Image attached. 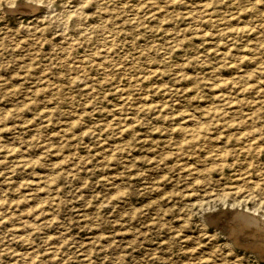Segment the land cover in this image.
Instances as JSON below:
<instances>
[{
	"label": "rangeland",
	"instance_id": "rangeland-1",
	"mask_svg": "<svg viewBox=\"0 0 264 264\" xmlns=\"http://www.w3.org/2000/svg\"><path fill=\"white\" fill-rule=\"evenodd\" d=\"M234 207L264 217V0H0V264H264Z\"/></svg>",
	"mask_w": 264,
	"mask_h": 264
},
{
	"label": "bare ground",
	"instance_id": "bare-ground-1",
	"mask_svg": "<svg viewBox=\"0 0 264 264\" xmlns=\"http://www.w3.org/2000/svg\"><path fill=\"white\" fill-rule=\"evenodd\" d=\"M155 2V1H154ZM147 4H148V2H146ZM153 3V2H152ZM26 4V3H25ZM24 4V5H25ZM151 4V3H150ZM154 4H156V3H154ZM153 4V5H154ZM22 6V5H21ZM33 6V5H32ZM145 6H146V4H145ZM11 7V6H10ZM24 7H26V5L25 6H23L22 8H24ZM151 7H153V6H151ZM33 8V7H32ZM154 8H155V6H154ZM12 9H16V7H13ZM142 9V8H141ZM149 9V8H148ZM157 9V8H156ZM159 9V8H158ZM140 11V10H139ZM154 11V10H153ZM189 11V10H188ZM151 12V11H150ZM150 12H149V14H150ZM204 12V11H203ZM187 13V12H186ZM157 14V13H156ZM157 15H160V14H157ZM188 15V14H187ZM153 16V15H152ZM189 16V15H188ZM152 18V17H151ZM153 18H155L154 16H153ZM191 18V17H190ZM189 18V19H190ZM171 34V33H170ZM162 91H164V90H162ZM170 91V90H169ZM172 91V90H171ZM165 93V92H164ZM168 94V93H167ZM166 94V95H167ZM218 94V93H217ZM225 94V93H224ZM224 94H222V95H224ZM172 96V95H171ZM225 96H226V94H225ZM228 96V95H227ZM219 97V96H218ZM170 99V98H169ZM220 99V98H219ZM229 101V100H228ZM230 102V101H229ZM224 103V102H223ZM225 103H227V101L225 102ZM231 103H232V101H231ZM210 104V103H209ZM222 104V103H221ZM234 104V103H233ZM218 105H220V104H218ZM227 105V104H226ZM224 106H225V104H224ZM228 107H230L229 105H228ZM227 107V108H228ZM223 108V107H222ZM226 108V106L224 107V109ZM219 109V108H218ZM218 109H216V111L215 112H217V110ZM229 109V108H228ZM212 110V109H211ZM223 110V109H222ZM220 111V110H219ZM224 111V110H223ZM226 111V110H225ZM210 112V111H209ZM212 113H214V112H212ZM221 113V112H220ZM211 114V113H210ZM223 114V113H222ZM221 114V115H222ZM225 114V113H224ZM224 114H223V117H224ZM227 114V113H226ZM213 115H215V114H213ZM212 118H213V116H211ZM216 116H214V118H215ZM219 117V116H218ZM221 117V116H220ZM217 119V118H216ZM220 120H221V118H219ZM216 121V120H215ZM217 121H218V119H217ZM225 121V120H224ZM225 123H227V122H225ZM214 126H215V124H214ZM233 126H235V125H233ZM207 127V126H206ZM216 127V126H215ZM215 127H213V128H215ZM231 127V126H230ZM205 128V127H204ZM218 128V127H217ZM217 128H215L216 130H217ZM225 128V127H224ZM235 128V127H234ZM201 129V128H200ZM203 129V128H202ZM215 129H212V130H215ZM231 129V128H230ZM206 130V129H205ZM208 130H210V129H208ZM211 130V131H212ZM225 130V129H224ZM228 130H229V128H228ZM202 134V133H201ZM203 134H205V133H203ZM199 135H200V133H199ZM196 135H194V137H195ZM204 136V135H203ZM196 138V137H195ZM201 138V137H200ZM199 138V139H200ZM191 140H192V138H191ZM194 140V139H193ZM193 140H192V142H193ZM197 140H198V138H197ZM196 140V141H197ZM188 141V140H187ZM200 141V140H199ZM204 141V140H203ZM188 143V142H187ZM203 143V142H202ZM198 144V143H197ZM188 145V144H187ZM190 145V144H189ZM153 146V145H152ZM193 147H194V145H192ZM193 149V148H192ZM185 150V149H184ZM187 151V150H186ZM180 153V152H179ZM183 153V152H182ZM187 154V153H186ZM183 155H184V153H183ZM183 157V156H182ZM180 158H181V156H180ZM162 161V160H161ZM158 165V164H157ZM238 208L237 207H234V208H229L228 210H227V212L228 213H236V214H234L235 216H234V218H233V220H231V222H229V224H227V223H225V222H223L221 225H222V229H220V230H223V229H225L226 231H227V233H228V235L230 236V238L233 240V242L234 243H236V244H240V245H243V246H246L247 248H250V249H252L253 251H255L256 253H257V255L259 254L261 257L262 256H264V217H262V215H259V214H257V213H253V212H243V211H238L237 210ZM251 209H253V208H251ZM243 210V209H242ZM225 211H222V210H220V213H219V215L218 216H213L212 218H211V220H213V221H217V219H222V217H224V215H225ZM212 214V213H211ZM214 214V213H213ZM216 214H218V213H216ZM212 216V215H211ZM233 216V215H232ZM228 218V217H227ZM208 220V219H207ZM212 223V222H211ZM218 223V222H217ZM220 223V222H219ZM247 229H251L250 231V233L248 232V233H246L247 232ZM226 231H224V232H226ZM231 241V240H230ZM258 255V256H259Z\"/></svg>",
	"mask_w": 264,
	"mask_h": 264
}]
</instances>
